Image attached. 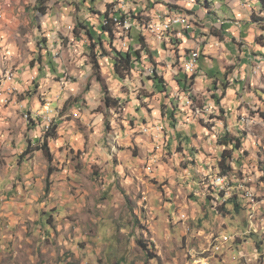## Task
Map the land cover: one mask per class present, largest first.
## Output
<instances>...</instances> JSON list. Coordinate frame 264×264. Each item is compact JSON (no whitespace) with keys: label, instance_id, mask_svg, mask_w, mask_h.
I'll return each instance as SVG.
<instances>
[{"label":"clouds","instance_id":"clouds-1","mask_svg":"<svg viewBox=\"0 0 264 264\" xmlns=\"http://www.w3.org/2000/svg\"><path fill=\"white\" fill-rule=\"evenodd\" d=\"M117 11L126 17L115 23L117 41L133 34L119 50L140 48L133 41L144 33L149 50H160L153 59L166 65L161 74L183 72L187 90L172 83L166 98L145 100L155 92L150 82L113 76L103 55L113 56L111 44L92 48L85 33L99 35L97 25L108 23L101 17ZM172 36L191 52L179 63L180 46L161 48ZM45 52L50 63L37 72L30 65ZM201 52L212 58L198 61ZM214 68L222 75L209 76ZM142 69L153 70L143 54L135 63ZM261 93L264 0H0V264H152V256L156 264H264V248L254 247L264 241ZM161 101L174 126L156 111ZM49 135L53 159L45 161L38 149ZM77 137L89 156L74 167ZM223 141L239 145L230 147L226 171L218 166ZM164 179L175 193L174 217ZM189 192L195 217L192 206L188 215L179 208ZM46 211L55 213L48 221ZM77 238L89 247H74Z\"/></svg>","mask_w":264,"mask_h":264},{"label":"rangeland","instance_id":"rangeland-1","mask_svg":"<svg viewBox=\"0 0 264 264\" xmlns=\"http://www.w3.org/2000/svg\"><path fill=\"white\" fill-rule=\"evenodd\" d=\"M109 8H111V5L109 6ZM115 14V13H113ZM137 15H140L139 12H133V19L135 20L136 16ZM82 27V26H81ZM100 33V31H99ZM86 34V33H85ZM87 35V34H86ZM140 36H144L145 38H147L148 36L144 35L143 33H136L135 34V38H134V41L133 43L137 44L139 43L138 42V38ZM125 39H128V40H132L133 39V34L131 32H129L127 34V36H125ZM90 40V39H89ZM120 42H123L122 38H119V41L117 43H115V46L120 43ZM45 43H46V38H45ZM130 45L133 46L132 44H128L127 45V48H130ZM114 46V45H113ZM114 46V47H115ZM93 48V47H92ZM126 48V49H127ZM135 48V47H134ZM137 49V48H136ZM139 49V48H138ZM103 55L105 56V58L108 59L109 63L112 65V73H113V76L118 79V80H122L120 78H118L114 72V65H113V62H112V59L106 55V53H103ZM144 56L147 57L148 59V62L152 65V68L155 69V71L158 73L159 76H161L163 78V85L166 86V88H168L172 83H175L176 86L178 88H180L179 84L176 82L175 78L179 75H176V76H172L170 74V72H164L163 74H161L160 72V69L166 67V65L164 64L163 61H160L159 63L162 64V66H160L159 63H157L154 59V61L152 62L150 60V58L148 57L147 54H145ZM202 56V55H201ZM154 58V57H153ZM204 59H201L199 61H203ZM180 61H176V63H179ZM44 63H50V61L48 60V54L45 52V53H42L41 55H39L35 62L32 63L30 65L31 68L35 69L37 72L40 71V65L41 64H44ZM173 66V65H172ZM145 70H141L140 73H136V70H134V72L132 71V73L130 74V76L132 77H136L137 75L143 77V76H146L145 80L146 81H149L150 78H153L155 76V73H150L149 76L145 75ZM179 74H184L183 72H180ZM58 81L54 82L52 84V93H53V96L55 95L56 91L58 90ZM153 88L155 89V92L151 93V94H143V98L145 100H148L149 98H153L155 97L156 95H160L161 97L163 98H166L167 97V93L168 91L166 92V89H164V92H160L159 89H156L155 85H152ZM34 87H36V85L34 84ZM162 93V94H161ZM141 97L140 96H137V99L139 100ZM215 99V97H213ZM25 99H28V97H25ZM119 99V98H118ZM53 104H55V100L53 99ZM152 106L149 105V111H152ZM167 108L165 105H163V102L161 101V106L159 109H156V111H159L161 112V114L163 115L165 112L166 114L168 113L167 112ZM135 111H139V108L135 109ZM167 116L173 120V126H174V117L172 118L171 115H168ZM141 123H147V121H141ZM129 126H132L134 127L135 126V122H131ZM210 130V129H209ZM78 141H79V145L78 146H73L72 148V152L74 154H76L78 156V160H72L70 161V163H72L74 165V167H79V165L85 161L87 159V157L89 156V153L84 151V147H83V144H84V141L82 139V137H77ZM169 140H171V138L169 137ZM49 145H50V149L52 151V148H51V145H52V139L49 140ZM221 147H223V149H228L232 146H225L224 144L222 145L221 144ZM39 152H41V154L44 156L45 158V161L48 160L47 156L44 154V152L42 150H39ZM156 151H159V150H156ZM234 155V154H233ZM130 156H131V159L134 160V161H139V156L137 155L136 152H132L130 153ZM165 163L166 162H161L159 165H158V168L159 170L161 171V173H163V169L165 168ZM148 164L150 165L151 164V160L148 161ZM220 167V165H218ZM45 167H47V164H45ZM257 167L260 168V164L259 162H257ZM66 172L69 171L68 167L65 166V169H64ZM134 172L139 175L140 174V170H139V167H134ZM75 174H79L78 172H76ZM242 175V174H241ZM97 177H99V170H97V172L95 173V175L93 176V180H95ZM50 179V177H48ZM261 181L264 182V177H261ZM146 183L148 184L149 186V189L156 192L158 195L161 191V189L157 188L156 187V183L153 182V181H146ZM160 183H162L163 185V188H164V191L165 193L167 194L168 198L164 200V204L166 207H168L171 211H170V215H172L173 217L175 216V212H176V209H177V203L175 201V193L172 192V190L170 188H168V184H169V181L167 179H164L162 180ZM44 185L42 184V187ZM103 195V194H102ZM237 201H238V197H237ZM195 205H196V197L194 196V194H192L191 192L187 193L184 195L182 201L180 202L179 204V208L184 210L185 211V215H188L189 212L187 211L189 209L190 206H192V211H191V214L193 215V217H195ZM19 206L20 207H23V202H19ZM227 206V205H226ZM201 212L203 213V209H201ZM55 213L54 212H50V211H46L45 213H43V218L45 221H48L49 220V216H52L54 217ZM237 215H238V212H237ZM229 220V217L226 215L224 217V227L227 228V221ZM204 219L203 218H199V219H196V223H199L201 225V229H203L202 225L204 223ZM103 226V225H102ZM203 232V231H201ZM86 239V238H85ZM185 240H187V237L184 238ZM137 243V246L140 247L141 244L139 243V241L136 242ZM76 248H79L81 250H83L84 248H87L89 247V245H86L84 244L80 239L77 238V243L76 245L74 246ZM262 248H264V244H262ZM260 249V248H259ZM142 250V254L147 256L148 253L147 251H145L143 248L141 249ZM152 262V264H156V261H155V257L152 256L149 258ZM189 259H191V257H189ZM62 264V262H61ZM97 264H99V262H97ZM217 264H219V262H217Z\"/></svg>","mask_w":264,"mask_h":264},{"label":"trees","instance_id":"trees-1","mask_svg":"<svg viewBox=\"0 0 264 264\" xmlns=\"http://www.w3.org/2000/svg\"><path fill=\"white\" fill-rule=\"evenodd\" d=\"M115 15H118L121 18H123L122 19L123 21H125V19H126V17L122 16L120 14V12H118V11L115 12ZM101 19L107 20L108 23H107V25H105L103 23H99L97 25V27L100 31V34L98 35L96 29H93L91 27H89L86 34L89 37L90 41H92V47L93 48H95L96 45L101 44V41H103L105 39H107L109 41V43L112 46V52H113V56H110V57L112 59L113 65H114V72L118 78L124 79L123 74L130 75L132 73V71H134V69H135V63L141 62L142 54L143 55L147 54L148 57L150 58V60L152 62L154 61L153 60L154 53L152 50L151 51L149 50V45H148L146 38L144 36H140L138 38V42L141 44V47L139 49H136L130 45V48H128L124 51H121V50H119L117 45L115 46V43H117L118 41H117V35H116L115 31L113 30L115 27L113 19L110 18L108 15H103L101 17ZM101 48H102V45H101ZM104 53H106V55L109 56L107 52H104ZM151 79L154 80V84H156V86L160 92H164V89H166V92L168 91V88H166V86L163 85V78L161 76H159L156 71H155V76ZM193 79H194V77H193ZM179 85L181 87H183L185 90L188 89L187 87H189V81H188V78L186 77V75H185L184 79L179 80ZM118 100H119L118 98L115 101L110 100L108 103H110V104L116 103V102H118ZM167 112H168L167 114L171 115L172 118L174 117V112L172 110H167ZM50 139H53V137L51 135L48 136L45 143L41 146V148H39V150H42L44 152V154L47 156L48 160L53 159V157L50 155V153H51V149H50V145H49ZM221 144L222 145L224 144L227 147H229V146H232L235 148L239 147L238 144L230 143L229 141H223ZM233 154L234 153L230 152V148L224 150V152L222 153L223 165H220L221 171L227 170L229 157ZM225 207H227V206H225ZM139 243L141 244V242H139ZM262 244H264V241H260L259 243H254V247H256L257 249L262 248Z\"/></svg>","mask_w":264,"mask_h":264},{"label":"crops","instance_id":"crops-1","mask_svg":"<svg viewBox=\"0 0 264 264\" xmlns=\"http://www.w3.org/2000/svg\"><path fill=\"white\" fill-rule=\"evenodd\" d=\"M121 25H122V24H121ZM143 34H144V33H143ZM144 35H145V34H144ZM183 35H184V37H185V41H186L187 38H188V37H187V32H185ZM213 39H215V37H214ZM130 40H131V39H130ZM150 40H151L150 37H147V38H146V41H147L148 45H149V41H150ZM185 41H178V40L175 38V36H172V37L170 38V40L167 42V44H163V45H161V48L167 49V47H168V46H171V45H178V46H180V47H177V48L175 49V51H174V54H175L176 57H177V60H176V61H180V60L183 59V55H182V53H184V54H188V55L191 54L190 50H186V49H183V48H182V45H183V43H184ZM137 44H139L140 47H141V44H140V43H137ZM152 51H153V53H154V57L160 55V50H159V49H155V50H152ZM201 55H202V56H201ZM201 55H200V59H199V60H201V59H205L206 56H207L209 59L212 58V54H211V53L201 52ZM109 57H110V56H109ZM110 58H111V57H110ZM159 64H160V66H162L161 63H159ZM173 67H175V64H173ZM134 70H135V69H134ZM133 72H134V71H133ZM144 74H145V73H144ZM145 75L149 76V74H145ZM208 75H209V76L216 77V76H218V75H222V74H219L218 69H215V68H214V69H212L211 71H209ZM184 77H185L184 74H179V76H177V77L175 78V80H176V82L179 84V80L184 79ZM145 78H146V76H143V77H142L141 84H144L145 82H150L152 85H155L156 89H158L157 86H156V84H154V80H153V79L150 78L149 81H146ZM122 80H123V79H122ZM225 83H227L226 79H225ZM179 86H180V85H179ZM215 87H216V85L213 84V88H215ZM180 88H181V89H184V88L181 87V86H180ZM187 88H188V87H187ZM161 94H162V93H161ZM261 95L264 96V93H261Z\"/></svg>","mask_w":264,"mask_h":264},{"label":"bare ground","instance_id":"bare-ground-1","mask_svg":"<svg viewBox=\"0 0 264 264\" xmlns=\"http://www.w3.org/2000/svg\"><path fill=\"white\" fill-rule=\"evenodd\" d=\"M112 19H113V21H114V24L116 23V21H120L121 22V24H123V18H121L120 16H118V15H115V14H113L112 15V17H111ZM110 20V19H109ZM110 23V22H109Z\"/></svg>","mask_w":264,"mask_h":264},{"label":"built area","instance_id":"built-area-1","mask_svg":"<svg viewBox=\"0 0 264 264\" xmlns=\"http://www.w3.org/2000/svg\"><path fill=\"white\" fill-rule=\"evenodd\" d=\"M114 26H115V24H114ZM115 33H116V32H115ZM120 38H122L123 41L125 40V36H120ZM127 49H128V48H127ZM190 55H191V54H190ZM200 55H201V53H200ZM200 55H199V57H198V61H199V59H200ZM151 73H155V69H153ZM206 199H209V197H206ZM235 206H236V205L234 204L233 207H235ZM200 231H203V229H201Z\"/></svg>","mask_w":264,"mask_h":264}]
</instances>
